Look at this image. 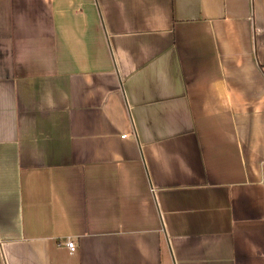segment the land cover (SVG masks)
<instances>
[{"label":"crops","instance_id":"1","mask_svg":"<svg viewBox=\"0 0 264 264\" xmlns=\"http://www.w3.org/2000/svg\"><path fill=\"white\" fill-rule=\"evenodd\" d=\"M0 264H264V0H0Z\"/></svg>","mask_w":264,"mask_h":264},{"label":"built area","instance_id":"2","mask_svg":"<svg viewBox=\"0 0 264 264\" xmlns=\"http://www.w3.org/2000/svg\"><path fill=\"white\" fill-rule=\"evenodd\" d=\"M66 246H67V248L70 251H73V249L75 248V242H74V240H71V239L67 240Z\"/></svg>","mask_w":264,"mask_h":264}]
</instances>
